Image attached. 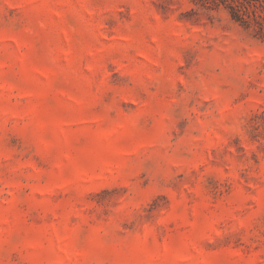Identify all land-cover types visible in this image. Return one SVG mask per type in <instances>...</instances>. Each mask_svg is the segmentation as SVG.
I'll use <instances>...</instances> for the list:
<instances>
[{
  "label": "rangeland",
  "instance_id": "1",
  "mask_svg": "<svg viewBox=\"0 0 264 264\" xmlns=\"http://www.w3.org/2000/svg\"><path fill=\"white\" fill-rule=\"evenodd\" d=\"M0 264H264V0H0Z\"/></svg>",
  "mask_w": 264,
  "mask_h": 264
}]
</instances>
